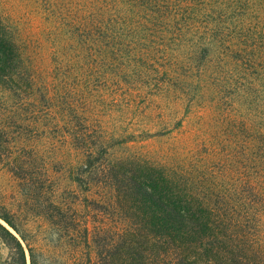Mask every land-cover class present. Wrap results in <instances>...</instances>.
I'll return each mask as SVG.
<instances>
[{
  "label": "rangeland",
  "instance_id": "1",
  "mask_svg": "<svg viewBox=\"0 0 264 264\" xmlns=\"http://www.w3.org/2000/svg\"><path fill=\"white\" fill-rule=\"evenodd\" d=\"M138 4L0 0L1 17L35 74L36 93L50 96L48 115L34 93L0 86V130L8 137L0 143V206L27 232L38 264H74L72 243L42 215L51 198L91 227L94 203L110 196L109 189L83 191L70 179L83 144L110 146V162L148 160L194 175L206 170L211 190L247 211L264 242V99L243 89L245 71L228 52L214 47L205 54L189 24L184 31L151 30ZM98 9L105 23L112 20L114 38L84 44L77 26L92 25ZM19 157L29 164L27 184L13 171ZM7 255L0 241V261Z\"/></svg>",
  "mask_w": 264,
  "mask_h": 264
},
{
  "label": "trees",
  "instance_id": "2",
  "mask_svg": "<svg viewBox=\"0 0 264 264\" xmlns=\"http://www.w3.org/2000/svg\"><path fill=\"white\" fill-rule=\"evenodd\" d=\"M122 4L129 8L138 4L136 10L150 19L146 21L151 30L184 31L192 25L198 30V44L205 54L214 47L228 52L245 71L243 89L256 91L262 102L264 0H122ZM98 12L90 26L78 20L84 44L109 43L114 38L109 24L112 20L105 23L104 11ZM190 19L198 25L195 27ZM118 26L114 29L125 31ZM34 75L0 14V86L25 97L34 93L50 115V96L36 93ZM3 139L8 143L6 132L0 130V143ZM83 145L84 158L69 170L70 179L84 187L83 191H90L92 186L109 189L110 196H100L94 203L97 216L91 227L77 210L64 208L53 198L42 214L72 243L74 264H264V242L250 225L249 214L229 206L228 198L211 190L207 184L211 175L206 170H197L194 175L148 160L110 162L106 158L110 146ZM10 156L8 152L6 157ZM17 159L13 171L27 184L29 164ZM84 201L88 208L89 199ZM0 241L8 250L0 264H38L27 232L1 206Z\"/></svg>",
  "mask_w": 264,
  "mask_h": 264
}]
</instances>
